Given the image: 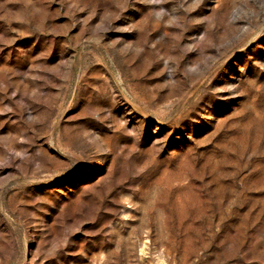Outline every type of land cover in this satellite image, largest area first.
Segmentation results:
<instances>
[{
	"label": "rangeland",
	"instance_id": "1",
	"mask_svg": "<svg viewBox=\"0 0 264 264\" xmlns=\"http://www.w3.org/2000/svg\"><path fill=\"white\" fill-rule=\"evenodd\" d=\"M0 264H264V0H0Z\"/></svg>",
	"mask_w": 264,
	"mask_h": 264
}]
</instances>
